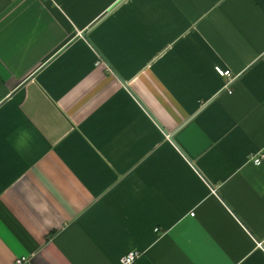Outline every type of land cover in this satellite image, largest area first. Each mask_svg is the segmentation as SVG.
<instances>
[{
  "label": "crops",
  "instance_id": "1",
  "mask_svg": "<svg viewBox=\"0 0 264 264\" xmlns=\"http://www.w3.org/2000/svg\"><path fill=\"white\" fill-rule=\"evenodd\" d=\"M259 154L264 0H0V264H264Z\"/></svg>",
  "mask_w": 264,
  "mask_h": 264
},
{
  "label": "built area",
  "instance_id": "2",
  "mask_svg": "<svg viewBox=\"0 0 264 264\" xmlns=\"http://www.w3.org/2000/svg\"><path fill=\"white\" fill-rule=\"evenodd\" d=\"M214 70L217 75H219L222 78H226L225 83L223 85V88L227 90L228 93H231V90L229 89L230 84L232 83V74L229 69H224L220 66H215ZM264 158L263 154L259 155H253L248 158V161H251L254 164H260L262 159ZM139 256V251L137 250H130L126 252L124 255L120 258V264H133L136 258ZM26 257H21L16 259V264H21L22 262L26 261Z\"/></svg>",
  "mask_w": 264,
  "mask_h": 264
},
{
  "label": "water",
  "instance_id": "3",
  "mask_svg": "<svg viewBox=\"0 0 264 264\" xmlns=\"http://www.w3.org/2000/svg\"><path fill=\"white\" fill-rule=\"evenodd\" d=\"M169 139L172 140V141L174 142V140H173V135H169ZM174 143H175V142H174Z\"/></svg>",
  "mask_w": 264,
  "mask_h": 264
}]
</instances>
